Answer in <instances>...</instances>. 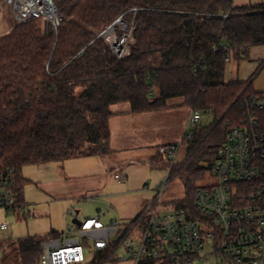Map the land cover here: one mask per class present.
Segmentation results:
<instances>
[{
    "label": "trees",
    "instance_id": "trees-1",
    "mask_svg": "<svg viewBox=\"0 0 264 264\" xmlns=\"http://www.w3.org/2000/svg\"><path fill=\"white\" fill-rule=\"evenodd\" d=\"M54 2L60 24L51 36L44 34L42 18L16 23L0 36V165L17 169L19 199L25 201L20 174L25 165L102 152L113 104L128 102L132 112H145L182 98L193 111L214 114L210 125L198 123L193 137L183 139L187 159L179 173L186 197L174 204L193 209L197 188L243 116L244 100L258 93L253 87L258 72L247 81H225L226 58L264 44V2ZM122 15L134 29L130 52L118 58L99 35ZM60 236L52 230L0 241V264H40L43 243ZM106 251L98 250L99 256Z\"/></svg>",
    "mask_w": 264,
    "mask_h": 264
},
{
    "label": "built area",
    "instance_id": "built-area-1",
    "mask_svg": "<svg viewBox=\"0 0 264 264\" xmlns=\"http://www.w3.org/2000/svg\"><path fill=\"white\" fill-rule=\"evenodd\" d=\"M8 1L16 23L44 20L55 10L52 0ZM122 24L121 36L115 35V28L110 31L113 37L105 36L118 58L130 52L134 29ZM241 112L240 122L229 129L209 173L214 182L197 188L193 209L175 204L162 208L161 196L174 167L184 164L187 154L179 160L186 146L182 141L161 144L157 152L171 160L170 171L160 182L163 188L132 221L124 223L115 217L104 222L97 216L81 220L80 225L68 224L60 237L43 243L40 264H92L96 256L84 239L94 249L110 250L106 260L124 248L127 256L121 261L131 264H264V91L250 94ZM201 118V111H193L185 137H193ZM115 178L124 180V172L117 171ZM16 181L17 169L0 165V209L24 217L30 210L19 199ZM0 225L8 228L6 222Z\"/></svg>",
    "mask_w": 264,
    "mask_h": 264
},
{
    "label": "rangeland",
    "instance_id": "rangeland-1",
    "mask_svg": "<svg viewBox=\"0 0 264 264\" xmlns=\"http://www.w3.org/2000/svg\"><path fill=\"white\" fill-rule=\"evenodd\" d=\"M257 2L264 0H233L235 5ZM15 25L11 3L8 0H0V36L11 32ZM117 25L120 29L124 26L122 23ZM114 33L118 37L116 27ZM229 57L225 81H247L258 72L253 87L256 91L263 92L264 65L258 69L264 63V44L251 46L248 54L242 53L241 57L235 56L234 52H231ZM176 99L181 98H172L170 101L174 102ZM128 105V102L116 103L112 108L123 109ZM201 113L202 118L198 123L210 125L214 120V114ZM109 154L103 150L88 157L25 165L20 174L25 180L23 195L30 214L22 217L0 209V224L2 222L8 224L7 229H2L0 225V241L43 236L52 230L63 232L68 224L74 225L73 219L97 217L107 212L111 206L112 211L102 215V221L109 222L117 216L124 223L132 221L140 212L142 205L152 201L163 188L160 182L169 173L171 160H164L161 156L155 159L147 158L141 154L128 159ZM181 167V165L174 167L172 178L161 196L163 209H170L175 201L186 197L185 182L179 173ZM117 171L125 173L124 182H119L115 178ZM213 182L214 178L208 175L201 184ZM140 201L141 204L137 206V202ZM84 243L97 257L95 264H131L121 261V258L127 256L124 248H120L106 260L111 253L110 250L99 256L98 250L92 247L90 240L84 239ZM86 256L88 260L89 251H86Z\"/></svg>",
    "mask_w": 264,
    "mask_h": 264
},
{
    "label": "crops",
    "instance_id": "crops-1",
    "mask_svg": "<svg viewBox=\"0 0 264 264\" xmlns=\"http://www.w3.org/2000/svg\"><path fill=\"white\" fill-rule=\"evenodd\" d=\"M112 110L114 114L109 118L110 136L103 150L113 156H124L128 159L134 158L136 154L154 158L159 156L157 152L159 145L183 142L193 113L191 107L183 104L182 98L174 102L170 101V106L161 110L132 112L130 104L123 109L112 108ZM182 149L179 160H183L182 158L187 154L186 146ZM125 179L118 181L124 182ZM147 203L145 202L142 208ZM140 204L141 201L137 202V206ZM112 209L113 206L98 216L102 219V215L109 213Z\"/></svg>",
    "mask_w": 264,
    "mask_h": 264
},
{
    "label": "water",
    "instance_id": "water-1",
    "mask_svg": "<svg viewBox=\"0 0 264 264\" xmlns=\"http://www.w3.org/2000/svg\"><path fill=\"white\" fill-rule=\"evenodd\" d=\"M52 1L54 2V0H52ZM54 6H55V16L44 19L43 30H44V34L46 36H51L53 34L54 30H55V27H57L60 24V17L58 16V13H57V5L55 4V2H54ZM120 22L126 23L125 20L123 19V15L120 16L111 25H109L106 30H104L103 32L100 33L99 36L105 37ZM73 222L76 223L77 225H80L81 224V220H79L77 218L73 219Z\"/></svg>",
    "mask_w": 264,
    "mask_h": 264
},
{
    "label": "bare ground",
    "instance_id": "bare-ground-1",
    "mask_svg": "<svg viewBox=\"0 0 264 264\" xmlns=\"http://www.w3.org/2000/svg\"><path fill=\"white\" fill-rule=\"evenodd\" d=\"M49 16L53 17L55 16V10H52L50 13H49ZM112 34V32H109V35ZM112 37H113V34H112Z\"/></svg>",
    "mask_w": 264,
    "mask_h": 264
}]
</instances>
